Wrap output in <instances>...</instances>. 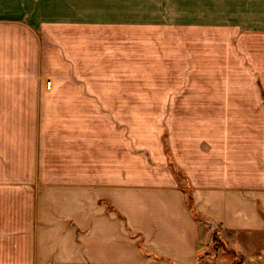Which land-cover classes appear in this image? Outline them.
I'll list each match as a JSON object with an SVG mask.
<instances>
[{
	"label": "rangeland",
	"instance_id": "1",
	"mask_svg": "<svg viewBox=\"0 0 264 264\" xmlns=\"http://www.w3.org/2000/svg\"><path fill=\"white\" fill-rule=\"evenodd\" d=\"M2 17L38 27L48 108L17 115L15 156L0 149L17 208L1 234L25 233L43 184L169 160L185 190L186 174L264 186V0H0Z\"/></svg>",
	"mask_w": 264,
	"mask_h": 264
},
{
	"label": "crops",
	"instance_id": "2",
	"mask_svg": "<svg viewBox=\"0 0 264 264\" xmlns=\"http://www.w3.org/2000/svg\"><path fill=\"white\" fill-rule=\"evenodd\" d=\"M15 19L0 18V149L10 157L22 129L17 115L48 108L47 95L44 109L32 100L42 102L34 69L47 70L33 43L38 27ZM158 166L43 184L19 235L1 234L16 231L17 208L0 196V264H264V186L186 174L185 190L168 165Z\"/></svg>",
	"mask_w": 264,
	"mask_h": 264
},
{
	"label": "trees",
	"instance_id": "3",
	"mask_svg": "<svg viewBox=\"0 0 264 264\" xmlns=\"http://www.w3.org/2000/svg\"><path fill=\"white\" fill-rule=\"evenodd\" d=\"M169 165H170V167L172 168L174 174L180 176V171L177 170V169H174L171 160H169ZM187 201H188V207H189V209L191 210V212L193 213L194 210H193V207H192V203H191V199H190V197H188V200H187ZM215 239H216V237H214V240H215Z\"/></svg>",
	"mask_w": 264,
	"mask_h": 264
}]
</instances>
